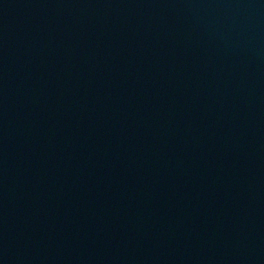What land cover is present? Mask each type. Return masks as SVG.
<instances>
[{"label":"water","instance_id":"obj_1","mask_svg":"<svg viewBox=\"0 0 264 264\" xmlns=\"http://www.w3.org/2000/svg\"><path fill=\"white\" fill-rule=\"evenodd\" d=\"M0 264H264V0H0Z\"/></svg>","mask_w":264,"mask_h":264}]
</instances>
